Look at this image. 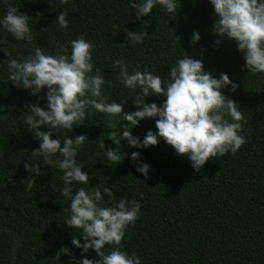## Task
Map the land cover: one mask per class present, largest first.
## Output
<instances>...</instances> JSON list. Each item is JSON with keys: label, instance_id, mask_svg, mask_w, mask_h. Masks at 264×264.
<instances>
[{"label": "trees", "instance_id": "trees-1", "mask_svg": "<svg viewBox=\"0 0 264 264\" xmlns=\"http://www.w3.org/2000/svg\"><path fill=\"white\" fill-rule=\"evenodd\" d=\"M176 4L177 13L154 7L142 18L150 21L145 28L136 20L129 0H69L67 4L58 0H0V19L9 6L15 7L30 17L33 35L30 44L18 41L0 25V62L7 59L5 53L22 62L34 55L36 47L46 55H56L58 46L63 45L68 48L63 54L70 55V41L83 37L93 45L92 74L96 69L102 72L106 79L103 93L109 102L123 104L126 112L137 110L133 101L138 95L158 106L166 97L150 92L146 98L139 88L125 87L113 60L123 57L130 74L133 70L148 71L160 76L165 86L171 67L187 55L201 59L205 71L217 78L220 73L227 74L239 87L232 92L229 86L222 92L240 107L246 120L241 132L246 143L235 155L210 159L199 172L163 139L158 146L146 149L130 147L121 140V149L117 148L121 164L110 162L100 144L116 147L108 140L113 129L108 127L107 115L92 108L87 110L84 125L52 138L62 141L63 135L74 138L81 134L88 138L78 149L77 161L82 171L88 172L90 185L73 182V196L86 187L101 191L104 207L123 198L140 202L139 217L126 228L121 250L140 257L141 264H264V73L249 72L238 45L213 33L217 17L209 0H176ZM63 10L68 12L67 30L54 22ZM125 28L148 34L142 43H135L127 39ZM193 32L201 37L194 46L190 42ZM217 39H221L219 47ZM9 74L7 64L0 63V264H76L82 253L71 241L79 237L83 243V239L81 230L65 225L71 215V200L62 195L66 187L63 171L55 164L63 157L53 155V164L46 165L42 155L33 156L40 141L24 123L25 105L46 107V97L38 101L30 90L9 81ZM113 123L120 135L130 127L119 117ZM40 130L48 129L42 126ZM149 130L157 132L151 118L131 129L141 141ZM133 152L150 166L148 177L136 170L130 159ZM25 163L32 166L33 173L26 171ZM35 173L41 174L35 177ZM31 176L35 183L26 190ZM105 187L111 189V197L104 194ZM61 248H68L70 254L56 257ZM86 255L98 259L93 250Z\"/></svg>", "mask_w": 264, "mask_h": 264}, {"label": "clouds", "instance_id": "clouds-1", "mask_svg": "<svg viewBox=\"0 0 264 264\" xmlns=\"http://www.w3.org/2000/svg\"><path fill=\"white\" fill-rule=\"evenodd\" d=\"M60 4H67L69 0H58ZM214 7L217 19L213 25V33L221 39L227 38L238 45L244 55L245 68L255 74L264 73V0H209ZM130 7L135 9L136 20L145 28L150 23L142 18L148 17L157 5L162 6L168 13H177L176 0H129ZM67 10L61 11L54 22L61 30L69 27ZM30 17L9 6L7 14L0 19V25L12 34L18 41L32 42V30L29 27ZM127 39L135 43H142L147 31L131 32L127 28ZM199 32H193L191 44L200 41ZM221 39L215 41L217 47ZM71 52L66 46H58L56 55H46L41 47L34 49V55L23 61L8 58L0 63L8 66V80L15 86L30 90L37 96L38 101L46 97V107L39 103L25 105L24 123L40 141L38 149L32 151L33 156L42 155L46 165H52L51 157L60 154L63 159L55 161L56 168L63 171V181L66 185L62 195L70 198V218L65 221L69 229L81 230L80 237H74L72 245L81 249V258L76 264H141L138 256H129L122 251L126 228L134 225L139 217L141 204L137 200L120 199L112 206H102L101 191L95 188L80 187L72 195L73 182L90 185L87 171H82V164L77 161L78 149L88 140L84 134L69 137L63 135V140L53 135L72 132L74 126L85 124L87 110L95 109L108 117V127L113 129L109 139L115 148H106L104 142L100 149L110 162L121 164V140H125L130 147L146 149L158 146L163 139L179 156H186L192 168L199 172L201 168L213 158L223 157L227 153L235 155L246 143L241 134L246 123L238 103L225 96L222 89L231 86L235 92L239 87L229 76L220 73L219 78L211 72L205 71L201 59H193L189 55L178 58L171 67L169 80L165 86L158 75L148 71L133 70L129 73V65L124 58L113 60V66L119 67L121 83L129 89L141 90L142 97H149L150 92L155 96L166 97L162 106L156 103H146L138 95L133 103L137 106L134 112H126L123 104L109 102L102 91L106 83L104 75L99 69L93 73V45L83 37L70 41ZM44 96L40 94L44 91ZM124 103H127L125 101ZM129 122L130 127L116 131L113 119ZM230 117L231 121L228 118ZM151 118L155 120L157 132L149 130L143 141L132 134L131 129L138 127L140 122ZM46 126L47 131H41ZM125 156V154H124ZM130 159L136 170L148 177L150 166L140 161L139 153L133 152ZM124 160V159H123ZM26 171L33 173L32 166L24 164ZM41 173H35V177ZM26 190H31L35 179L31 176ZM105 195L111 197V189H103ZM111 246V250L107 248ZM90 250L95 251L98 259H89ZM69 255L68 248L57 251ZM75 259V258H74Z\"/></svg>", "mask_w": 264, "mask_h": 264}]
</instances>
